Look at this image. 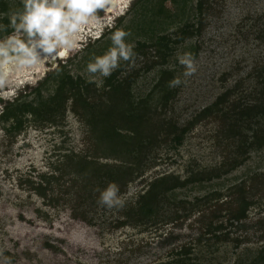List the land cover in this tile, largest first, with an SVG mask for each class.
<instances>
[{
  "label": "rangeland",
  "instance_id": "1",
  "mask_svg": "<svg viewBox=\"0 0 264 264\" xmlns=\"http://www.w3.org/2000/svg\"><path fill=\"white\" fill-rule=\"evenodd\" d=\"M6 2L0 19L10 21L23 3ZM204 2L201 15L197 0H188L186 10L172 0H115L82 27L78 47L52 63L62 48L38 49L39 62L31 66L13 58L0 80V264H176L181 258L186 264H264V145L258 143L264 116L253 119L251 129L239 118L243 106L262 100L264 0ZM199 23L200 33L173 42L182 28L196 30ZM8 28L0 40L14 34ZM118 29L131 33L125 41L136 50L120 61L116 79L130 75L132 101L150 106L142 135L155 139L161 129L163 139L134 146L131 154L98 140L89 123L91 111L109 103L110 89L99 73L88 82L87 65L113 46ZM163 35L171 40L159 57L155 44ZM195 52L197 70L185 78L178 56ZM162 69L174 71L166 82L182 81L169 94L155 88ZM69 76L83 79L91 106L70 97L52 112L49 99ZM221 94L225 99L183 144L172 135L164 139L170 124L179 131ZM27 105L39 106V113ZM143 156L144 165L135 167ZM78 160L92 163L79 170ZM105 172L116 173L115 181ZM167 175L189 181L163 192L158 209H141L140 194ZM111 183L125 200L122 208L99 202ZM244 201L245 217L234 219Z\"/></svg>",
  "mask_w": 264,
  "mask_h": 264
},
{
  "label": "trees",
  "instance_id": "2",
  "mask_svg": "<svg viewBox=\"0 0 264 264\" xmlns=\"http://www.w3.org/2000/svg\"><path fill=\"white\" fill-rule=\"evenodd\" d=\"M175 4H177L178 9L180 10H186V4L188 0H172ZM204 0H197L196 3V10L199 14L203 15L207 12V8H204ZM8 3L6 0H0V13L8 11ZM179 15L178 13L176 14ZM174 17V16H171ZM175 20V18H172ZM199 22H201L199 20ZM10 21L8 18H1L0 19V35L7 34L10 32V29L8 28V24ZM187 25V24H186ZM186 27H190L187 25ZM201 31V25L199 23L198 28L196 30H189L187 28H182L180 34H178L177 38L174 39L173 42H180L184 41L185 39L192 37L194 33H200ZM171 38H168L167 35L159 36L157 39V44H155L156 53L159 57H162L163 53H166L165 49H168L169 43ZM136 49H132L134 52ZM197 52V51H196ZM196 52L193 55V57L196 56ZM165 61V60H164ZM164 63V62H162ZM120 72V68L112 72V74L107 77L106 80V87L110 89V101L108 104H98L100 108H98V111H91L92 115L90 117L89 123L91 125V130L95 135H98V140H101L104 142L105 140L108 141V143H113L115 145L116 151H120V147L117 148V146H121L123 148L124 146L127 147L128 154H131V151L133 150L134 146L141 147L144 143H151L152 142H161L163 139L158 140V136L161 132V129L157 132L155 135V139L152 138V136H149L145 138L146 136H143V127L146 125V122L148 120L147 112L150 109L149 104L143 106V102H133L132 96L130 95L129 84L131 83V76L128 75L126 78L117 80L118 73ZM173 72L168 69H162L160 73V78L155 86V88L161 89V91H167V93H171L172 91L169 89V81L166 82V79H170L173 77ZM83 79L79 78L77 80H74L72 77L69 76V79H66V81H62L59 85V88L57 89V92L49 99L48 102V108L52 109V112H57L59 109L64 108L66 106V103L72 97L73 101H81L82 104L86 107L87 105H90L88 103V95L85 98L84 96L86 93H89V89L86 85V89L83 85ZM264 80V79H262ZM67 81H69L67 83ZM128 84V85H125ZM70 84V88L67 89L66 85ZM159 91V90H158ZM166 93V97L168 94ZM262 100H260L259 105L258 104H249L247 106H243V108L240 109V119H243L247 121L248 127L251 129V125L253 122V119H256L257 116H264V89L262 90ZM225 99V95L221 94L217 100L210 106L206 107L202 112H200L197 116H195L191 121L188 122L184 127H181L178 131L176 126L173 124H170V129L168 133H166V136L164 137L165 140H167V137H170L172 135V141L176 145H181L184 142L185 135L192 129L194 125L199 123V121L203 120L204 118L210 116V114L213 113V110L215 107H218V104L220 101ZM143 100V101H147ZM168 101V100H167ZM165 105L167 104L166 101H164ZM43 105V104H42ZM103 105V106H102ZM46 106V105H45ZM91 106V105H90ZM27 107V110L30 109L32 112L37 113L38 107L34 108H28V105L24 107V109ZM47 107V106H46ZM97 107L96 103H93L92 108ZM147 108V110H146ZM141 111H140V110ZM39 113V112H38ZM5 114V113H4ZM173 125V128L171 127ZM129 131L131 134H125L123 131ZM239 130H236L234 132V137H237L240 135ZM257 135V134H256ZM256 137V136H255ZM258 139H260V136H257ZM146 139V141H143ZM247 140H243V143L246 145ZM251 143V144H250ZM261 145H264V139L262 138L260 142H258ZM253 145L252 141L249 142V146ZM113 147V146H112ZM144 147V146H142ZM252 147V146H251ZM243 153V151L241 152ZM244 153H247L244 151ZM139 162H137V166L135 167H142L144 165L146 158L143 156L140 158ZM241 162V161H240ZM239 162V163H240ZM77 163L80 165V169H84V166H87L86 164L92 163V162H84L82 160H78ZM85 163V164H84ZM235 165V164H234ZM237 165V164H236ZM235 165V166H236ZM97 166V165H96ZM103 166V165H102ZM101 166V167H102ZM104 168V166L102 167ZM132 171L136 168H128ZM112 170V169H110ZM106 173V172H105ZM107 177L111 178V181H115V178L117 177L116 173H106ZM189 180H179L177 177H170L169 175L163 176L160 178H157L154 180L150 187L139 196V203L141 204V209L146 208L147 211H153L154 208L150 207L151 205H155L156 209L159 208V203L161 201V195L163 192L169 191L171 189H175L177 187L185 185ZM249 203L246 201L243 202L242 206H240V209L235 212L232 216L234 219H241L244 218L246 215V212L248 210ZM149 207V208H148ZM187 251L185 248L181 251ZM176 264H186L184 259H180Z\"/></svg>",
  "mask_w": 264,
  "mask_h": 264
},
{
  "label": "clouds",
  "instance_id": "3",
  "mask_svg": "<svg viewBox=\"0 0 264 264\" xmlns=\"http://www.w3.org/2000/svg\"><path fill=\"white\" fill-rule=\"evenodd\" d=\"M107 0H22L23 11L12 13L9 27L14 34L0 40V68L6 69L16 55L21 65H35L39 62L38 49L52 52L58 48L74 50L78 47L79 33L84 25L93 20L96 11L103 7ZM23 33L24 39L17 34ZM131 35L123 29L116 30L111 40L113 46L102 56L94 58L87 65V72L93 74L88 82H96L94 74L109 77L120 66V61L133 58V45L126 43L125 37ZM26 41L34 42L32 44ZM179 63L185 67L184 77H191L197 70L191 54L178 56ZM5 73H0V80ZM98 86H99V82ZM182 83L175 78L169 82L170 88ZM119 187L115 183L101 193L99 202L108 208L123 207L125 200L119 195Z\"/></svg>",
  "mask_w": 264,
  "mask_h": 264
},
{
  "label": "bare ground",
  "instance_id": "4",
  "mask_svg": "<svg viewBox=\"0 0 264 264\" xmlns=\"http://www.w3.org/2000/svg\"><path fill=\"white\" fill-rule=\"evenodd\" d=\"M115 4V0H110V9L113 8ZM66 53V50L65 49H62V51L60 52L61 55H64ZM13 55V58L15 59L16 58V55L15 54H12ZM10 65H7L6 66V69H3V68H0V73H5L3 76H6L7 74V70L9 69Z\"/></svg>",
  "mask_w": 264,
  "mask_h": 264
},
{
  "label": "flooded vegetation",
  "instance_id": "5",
  "mask_svg": "<svg viewBox=\"0 0 264 264\" xmlns=\"http://www.w3.org/2000/svg\"><path fill=\"white\" fill-rule=\"evenodd\" d=\"M107 4H108V7L110 6V1L109 0H107V2H106ZM26 43H29V44H32V43H34V42H31V41H27ZM62 55H59V54H57L56 55V57H54V56H51L50 57V59H51V63L53 62V61H55V59L56 58H60Z\"/></svg>",
  "mask_w": 264,
  "mask_h": 264
}]
</instances>
